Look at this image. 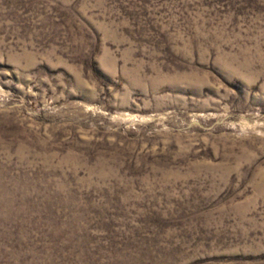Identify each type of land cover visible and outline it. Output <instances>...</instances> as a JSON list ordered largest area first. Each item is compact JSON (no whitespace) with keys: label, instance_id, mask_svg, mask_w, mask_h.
<instances>
[{"label":"rangeland","instance_id":"374dc122","mask_svg":"<svg viewBox=\"0 0 264 264\" xmlns=\"http://www.w3.org/2000/svg\"><path fill=\"white\" fill-rule=\"evenodd\" d=\"M0 264H264V0H0Z\"/></svg>","mask_w":264,"mask_h":264}]
</instances>
